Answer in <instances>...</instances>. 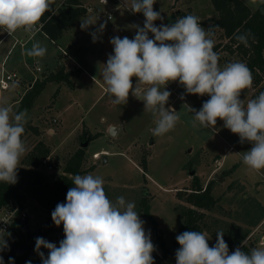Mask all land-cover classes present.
Wrapping results in <instances>:
<instances>
[{"label":"rangeland","instance_id":"rangeland-1","mask_svg":"<svg viewBox=\"0 0 264 264\" xmlns=\"http://www.w3.org/2000/svg\"><path fill=\"white\" fill-rule=\"evenodd\" d=\"M59 1L52 0L53 6ZM80 1L87 12L73 30L72 41L68 35H63L56 43H50L38 35L23 46L16 44L9 53L13 39L7 37L0 43V66L16 72L24 80L1 92L0 104L6 102L17 111H21L19 102L25 90L29 89L28 85L36 78L42 79L43 74L47 76L55 72L60 53L69 57V61L64 60L66 81L47 83L27 109L28 121L22 139L28 151L18 168L22 177L20 193L24 196L23 209L27 213L26 231L35 233L46 221L48 214L43 204L51 197L49 189L63 174L66 161L78 150L84 152L82 175L90 173L102 177L106 196L110 200L124 196L126 200L135 202L137 212L142 209V200L148 203L149 216L156 223L157 234L166 249L172 247L178 235L181 224L179 208L189 206L182 201L185 194L179 191H190L193 178L203 188L212 183L211 195L218 199V206L211 212H205V233L210 237V247L216 242L212 234L218 230L248 229L249 216L246 213L249 209H252L251 216L264 210V169L252 170L242 162V153L250 150L251 143H239V136L224 128V122L219 119L215 128L201 127L198 122L194 126V114L188 106L199 110L210 97L189 94L182 100L180 97L185 90L178 81L170 82L167 90L171 92L169 104L176 109L180 119L175 128L163 136L151 135L149 130L155 126L154 117L144 111L142 100L130 93L126 104H113L101 78L103 64L108 54L113 52L110 38L127 36L132 39L135 35L132 26H143L145 18L142 13L133 14L129 10L131 0H107L106 5L100 0ZM243 2L254 11L264 0ZM153 7L163 16V21L154 22L156 25L174 23L180 14H192L198 16L201 26L207 29L204 23L217 16L210 0H156ZM84 21L92 23L87 30L81 28ZM100 24H104L105 28L101 38L93 42L89 33ZM214 30L215 45H226L222 32ZM3 34L4 31L0 30V37ZM76 39L79 45L74 47ZM36 42L47 48L46 55L42 58L24 55L25 49H30ZM217 52L221 67L240 61L235 53L222 48ZM36 68L40 71L36 72ZM136 79L132 78L134 86ZM142 87L146 89L149 85ZM262 91L264 81L258 85L253 83L241 92L240 99H245L246 103ZM111 127L115 128L114 133L110 132ZM37 144L49 150L44 160H47L50 169L42 162L37 168L26 165ZM83 144L85 147H82ZM190 171H194L193 176H189ZM244 195L248 197V204L241 201ZM141 219L146 222L145 230H150L152 242L157 248L153 253L154 259L162 258L163 252L152 234L150 221L144 216ZM250 230L246 243L252 248H264L259 244L261 235H264V223L258 233L253 234L254 229ZM47 238L59 246L64 239L63 226L55 225ZM6 240L9 245L10 238ZM8 249L0 252L4 264H9L6 257ZM41 249L46 251L47 256L48 250ZM161 264H176L175 254L167 256Z\"/></svg>","mask_w":264,"mask_h":264},{"label":"clouds","instance_id":"clouds-1","mask_svg":"<svg viewBox=\"0 0 264 264\" xmlns=\"http://www.w3.org/2000/svg\"><path fill=\"white\" fill-rule=\"evenodd\" d=\"M100 3L106 5L107 0ZM155 3L156 0H131L129 10L143 14V26H132V39L110 38L113 52L103 64L101 78L111 102L126 104L130 93L142 100L144 111L154 117L151 135L163 136L180 119L169 104L171 92L167 90L170 82L178 81L185 90L182 100L189 94L210 97L199 110L188 106L194 114V126L198 122L201 127L215 128L217 120H222L224 128L239 136V143L252 145L242 153L243 164L256 171L264 169V92L246 103L240 99L241 92L253 84L251 70L240 61L220 66L219 53L214 51V27H202L198 16L189 14L174 23L156 25L154 22L163 21V16L154 10ZM52 11V0H0V29L10 36L18 29L34 36L44 27L41 18ZM91 24L84 21L81 28L87 30ZM104 28L100 24L89 33L93 42L101 38ZM250 36L243 33L235 39L248 46ZM46 53L47 48L39 42L24 51L33 58H42ZM133 77L137 78L135 86ZM27 121V109L17 111L6 102L0 104V182H18L19 164L28 151L22 139ZM73 185L66 193V202L58 203L51 212L53 223L63 226L64 239L59 246L43 237L35 238L34 250L42 264H155L153 253L157 248L134 201L124 196L110 200L103 178L90 173L75 175ZM6 235L10 237L11 233L0 228V252L9 247ZM209 239L201 231L178 234L176 264H264V248L253 247L245 252L236 247L230 253L223 230L216 232V242L211 247ZM41 248L48 250L47 256ZM0 264H4L2 255ZM9 264H15L14 258L9 257ZM26 264H32L31 260Z\"/></svg>","mask_w":264,"mask_h":264},{"label":"trees","instance_id":"trees-1","mask_svg":"<svg viewBox=\"0 0 264 264\" xmlns=\"http://www.w3.org/2000/svg\"><path fill=\"white\" fill-rule=\"evenodd\" d=\"M178 0H175V2ZM213 10L216 13V18L211 19L209 23L204 25L214 27L222 32L223 39L226 45H215L214 51L220 48L235 53L240 58V62L245 63L252 72L253 83L260 84L264 81V3H261L254 11H251L243 2V0H210ZM53 9V8H52ZM87 9L83 7L77 0H64V4L53 9L52 12L45 13L41 18V23L44 27L41 29L42 34L46 38L56 43L64 33L68 32L73 26L80 22L86 15ZM184 14H180L183 17ZM243 33H251L248 40V46L239 43L235 36ZM65 71L62 66H58L53 73L43 76L42 79L36 80L30 89L21 98L19 104L20 109H28L45 87L47 83H56L64 80ZM264 92V91H262ZM57 93V91H56ZM261 93V92H260ZM49 150L42 144H37L30 153V157L26 163L27 166L37 168L38 165L48 156ZM84 159L83 150L76 151L65 163L63 174L56 179L52 187L49 189L51 197L44 201L48 217L42 227L35 233L26 231V221H15L12 225L9 249L6 257L14 258L15 264H26L31 260L32 264H42L39 255L35 252V238H47V235L54 229L55 224L51 218V212L55 209L58 203L66 202V193L73 185V177L77 174L82 175L81 169ZM145 169V167L143 166ZM35 174V173H34ZM22 177L18 174V182L15 184H6L0 182V210L8 207L17 206L19 210L23 208L24 196L20 193ZM212 183H207L203 188L198 181L193 178L192 189L190 191H179L184 193L185 198L179 199L185 201L189 206H181L178 210V216L181 224L178 229V234L184 231H201L206 232V214L211 212L218 206V199L211 195ZM243 196V195H242ZM241 201L248 204V197L241 198ZM142 209L138 211L141 216L146 217L151 224L152 234L159 241V246L162 250V258L155 259V264H161L163 259L169 255L175 254V251L180 247L176 239L173 241L172 247L165 248V244L160 235L157 234L156 223L150 218L148 213V203L141 201ZM258 204V203H257ZM247 212L249 216L247 221L248 229L234 230L227 229L224 232V239L229 247V252L235 250L236 247H241L242 251L250 252L251 246L243 243L249 236L251 230L255 228L262 219H264V210L254 213L253 216ZM216 239V234H212ZM45 253L46 251L41 249Z\"/></svg>","mask_w":264,"mask_h":264},{"label":"built area","instance_id":"built-area-1","mask_svg":"<svg viewBox=\"0 0 264 264\" xmlns=\"http://www.w3.org/2000/svg\"><path fill=\"white\" fill-rule=\"evenodd\" d=\"M0 30L2 31V29ZM18 30L26 33L29 38L33 37L31 33L25 32L24 29H18ZM37 33H42V31L40 30ZM7 37L13 39L12 47L15 46L16 44H19L21 46L25 44V41L23 39L16 37L14 33L10 36L7 32H4L3 36L0 39V42ZM39 71L40 69L36 68V72ZM36 80L37 78L32 81V85ZM19 82H20V78L18 77L16 72L7 71L3 65L0 66V93L9 90L11 86L18 84ZM42 165L47 166V160H43ZM47 167L49 169L51 168L50 165H48ZM26 220H27V213L26 210L23 208L19 210L18 207L15 206L0 210V228L5 229L7 233H11L12 225L15 221L25 222ZM261 223H264V220H262ZM7 238L10 237L6 235L5 239Z\"/></svg>","mask_w":264,"mask_h":264},{"label":"crops","instance_id":"crops-1","mask_svg":"<svg viewBox=\"0 0 264 264\" xmlns=\"http://www.w3.org/2000/svg\"><path fill=\"white\" fill-rule=\"evenodd\" d=\"M77 1H78L83 7H85V6L81 3L80 0H77ZM63 4H64V0H60L55 6H53V4H52V8L56 10L57 8L61 7ZM79 24H80V22L77 23L75 26H73L68 32L64 33L63 35H68V36L70 37V41H72V38H73V35H72V34H73V30H74L77 26H79ZM111 29H112V31H113L114 33L118 34V31H117L114 27H111ZM15 33H16V35H15ZM15 33H14V35H15L16 37H18V38L23 39V40L25 41V44L28 43L29 41H31L32 38H34L35 36H38V35H40L42 38L48 40V39L46 38V36H45L44 34H42V33H37V34H35L33 37H31V38H29V37L27 36V34L24 33L23 31H19V30H17ZM2 36H3V35H2ZM2 36H1V37H2ZM1 37H0V39H1ZM5 39H6V38H5ZM5 39H3L1 42H3ZM48 41H49V40H48ZM1 42H0V43H1ZM49 42H50V43H53V42H51V41H49ZM25 44H24V45H25ZM73 44H74V47H77V46L79 45V41H78V39H76L75 42H74ZM67 48H68V47H67ZM67 48H66V49H67ZM11 49H12V45H11L10 49L8 50V53L10 52ZM80 49H81V46H80ZM67 53L69 54V49H67ZM69 56H70V55H69ZM68 58H69L68 56H67V57H63V55L60 53V56H59L60 62L58 63L57 67H58V66H62V67L64 68V70H65L66 63H65L64 60L69 61ZM74 66H77V65L74 64ZM57 67H56V68H57ZM55 70H56V69H55ZM51 73H53V72H51ZM44 75H45V74L42 75V78H43ZM20 81H21V82H20L19 84H21L24 80H23L22 78H20ZM31 86H32V83L28 85V88L30 89ZM25 92H26V90H25ZM0 94H1V93H0ZM24 94H25V93H24ZM262 220H264V219H262ZM262 220L260 221V223H259L255 228H253L254 231H255L253 234L259 232V230H260V228H261V226H262V223H261ZM249 235H251V232H250ZM251 237H252V236H251ZM248 239H249V236H248ZM245 241H246V240H245ZM245 241H244V242H245ZM259 244L262 245V246H264V235H261V237H260V243H259Z\"/></svg>","mask_w":264,"mask_h":264},{"label":"water","instance_id":"water-1","mask_svg":"<svg viewBox=\"0 0 264 264\" xmlns=\"http://www.w3.org/2000/svg\"><path fill=\"white\" fill-rule=\"evenodd\" d=\"M64 81H66V75H64ZM110 132L111 133H114L115 132V128L114 127H111L110 128ZM82 147H85V144H83ZM193 175H194V171H190L189 172V176H193Z\"/></svg>","mask_w":264,"mask_h":264}]
</instances>
